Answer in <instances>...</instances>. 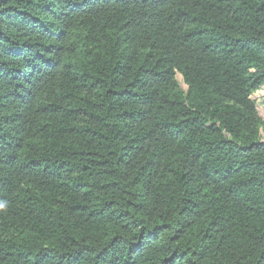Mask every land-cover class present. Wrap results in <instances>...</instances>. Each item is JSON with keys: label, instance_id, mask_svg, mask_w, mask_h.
Instances as JSON below:
<instances>
[{"label": "trees", "instance_id": "obj_1", "mask_svg": "<svg viewBox=\"0 0 264 264\" xmlns=\"http://www.w3.org/2000/svg\"><path fill=\"white\" fill-rule=\"evenodd\" d=\"M262 88L264 0H0V264H264Z\"/></svg>", "mask_w": 264, "mask_h": 264}, {"label": "rangeland", "instance_id": "obj_2", "mask_svg": "<svg viewBox=\"0 0 264 264\" xmlns=\"http://www.w3.org/2000/svg\"><path fill=\"white\" fill-rule=\"evenodd\" d=\"M177 80H178L179 85L182 88V90L185 91L186 90V86L183 83V79L181 78V76H178ZM252 100L256 103V106H257V109H258V113H259L260 117L264 120V88H262L261 90L256 92L252 96Z\"/></svg>", "mask_w": 264, "mask_h": 264}]
</instances>
